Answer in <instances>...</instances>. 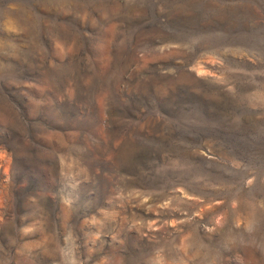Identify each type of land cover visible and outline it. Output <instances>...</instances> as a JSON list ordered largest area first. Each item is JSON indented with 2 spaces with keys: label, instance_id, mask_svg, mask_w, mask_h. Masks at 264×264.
<instances>
[{
  "label": "rangeland",
  "instance_id": "374dc122",
  "mask_svg": "<svg viewBox=\"0 0 264 264\" xmlns=\"http://www.w3.org/2000/svg\"><path fill=\"white\" fill-rule=\"evenodd\" d=\"M0 264H264V0H0Z\"/></svg>",
  "mask_w": 264,
  "mask_h": 264
}]
</instances>
